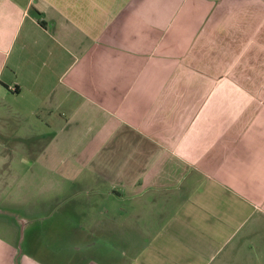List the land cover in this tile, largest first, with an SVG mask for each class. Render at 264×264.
Masks as SVG:
<instances>
[{
	"label": "crops",
	"instance_id": "0c3cea01",
	"mask_svg": "<svg viewBox=\"0 0 264 264\" xmlns=\"http://www.w3.org/2000/svg\"><path fill=\"white\" fill-rule=\"evenodd\" d=\"M0 159V264H264V0H0Z\"/></svg>",
	"mask_w": 264,
	"mask_h": 264
},
{
	"label": "rangeland",
	"instance_id": "374dc122",
	"mask_svg": "<svg viewBox=\"0 0 264 264\" xmlns=\"http://www.w3.org/2000/svg\"><path fill=\"white\" fill-rule=\"evenodd\" d=\"M16 153H17V155H15L13 158L14 165L20 166L22 168L25 166V168H28L30 170V172L27 173L28 178L26 180L31 183V186H30V188H28V190L23 189V191H22V192H26V195H25V198L23 201L24 202L23 207H26V206L30 207V211L28 213L29 217L37 220V222H35V224L38 223L37 226L39 225L42 228L44 227L45 229H48V228L54 229L53 231H51L52 236H55V234L58 232L62 233L63 227L57 226V224L54 223L55 217L65 214L66 213L65 210L68 209L69 207L72 208V205L70 204L71 202L69 201V199L72 197H75V198L76 197L77 198L83 197V193H81L82 191L78 190L77 188L75 189L73 186H70L68 188H64V190H63L64 194H62V196H60L61 198H63L65 195H68L69 198L67 200H61V202L58 203L57 205H55L54 202H52L53 199L50 200V202L45 203V205L42 204L41 201H43V200L40 198V196H38V191H37L35 186H36V183L38 180V176L43 175V173L41 172V170H43V169H41V167L43 164H46L47 161L45 160V158L39 160L38 156L34 155V156H29L28 158H25L26 161L23 162V161H21V156L23 153L22 150L19 152H16ZM27 165H28V167H27ZM33 167L35 168V173H34V171H31L33 169ZM15 175H17V174H15ZM32 185H35V186H32ZM15 195L16 194H14L13 196L15 197ZM90 198L95 200V199H98L100 197L97 194L93 193L90 196ZM1 199L2 198H0V200ZM66 203H68V205H66ZM3 204H5L6 206H9V207H20V208H22L21 204H17L16 202H13L10 200H6ZM15 219H17V218L15 217ZM16 222H17L16 220H14L8 216V218H5L4 221H2V222L0 221V229L6 230L8 232H12L11 231V228L13 226L12 224H14L12 229L16 230V227H15V226H17ZM80 222L83 224L89 223L85 220L84 221L83 220L82 221L74 220L72 222V224L80 223ZM52 223H53V225H49ZM69 223H71V222H69ZM17 228H18V230H17L18 236H20L22 238L23 235L25 234V232H24L23 228L20 229L19 226H17ZM5 233L7 234V232H5ZM62 239H64V238H62ZM42 240H43V238H42ZM44 241H45V248L48 250H53L55 252V250L57 248V243H56L57 241H54V239L52 237L51 238L50 237L44 238ZM47 242H48V244H47ZM41 243H42V241H41ZM88 246H90L89 248L94 247L93 250L97 254L102 253L103 246L100 242V239H96V241H93L92 244L90 242V244ZM82 250L85 251L86 246L84 248H82ZM55 254H57V253H55ZM62 254H64V253H62ZM62 254H60V255H62ZM43 257H44V254H43Z\"/></svg>",
	"mask_w": 264,
	"mask_h": 264
}]
</instances>
